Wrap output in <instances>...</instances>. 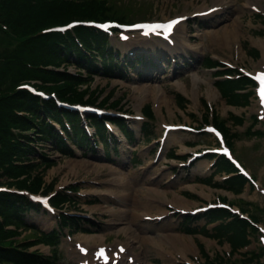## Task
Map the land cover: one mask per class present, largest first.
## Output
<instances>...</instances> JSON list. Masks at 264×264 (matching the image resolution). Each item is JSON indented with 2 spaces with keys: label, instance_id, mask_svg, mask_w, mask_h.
I'll use <instances>...</instances> for the list:
<instances>
[{
  "label": "rangeland",
  "instance_id": "1",
  "mask_svg": "<svg viewBox=\"0 0 264 264\" xmlns=\"http://www.w3.org/2000/svg\"><path fill=\"white\" fill-rule=\"evenodd\" d=\"M62 1L66 4L65 10L59 13L63 18L71 15L67 12V5H80L84 10L90 11L107 9L113 15L123 18L128 16L126 18L128 21L164 19L186 11L191 14L195 12V6L204 7L215 2V0ZM27 3L26 0H0V133L4 146L10 153L13 152V140L18 141L20 138H35L33 141H36L39 149L35 154L26 156V160L30 163L17 166L19 170L16 178H6L4 181L31 185L34 190L49 194L55 210L51 211L41 202H36L34 209L21 208L17 214L18 219L26 224L16 226L10 224L8 220H1L0 226L5 229L6 235H9L7 239L11 242H22L25 246L29 245L31 250L48 255L56 249L58 264H85L86 261H92V253L99 244H108L115 251L118 243L130 246V249L124 253V260L118 264L128 263V255H134L136 261L141 264H187L188 262L264 264V236L258 226H264V204H262L264 196L259 195L261 199L251 203L240 201V191L244 186L237 183L235 178L231 184L229 180H222L225 172L219 168L209 180L199 181L198 176L195 175L202 174L204 166L209 169L208 159L205 165L173 174V178L166 182L169 176L167 172L172 167L178 166L181 161L169 155L166 158L164 152L154 159V149L162 131L164 118L168 122H183L199 127L198 131L190 134L174 133L172 143L175 144L176 151L189 154L216 145L214 138L203 134L204 124L211 123L209 120H216L230 132V127L240 132V126L239 128L232 126L234 122L240 124V116L235 114L240 115V101L250 105L253 115L257 114L256 96L252 95L249 98L248 95L240 92V87H245L247 83L242 78L244 76H241V80L235 81L239 86L238 94L227 101L228 97L223 98L215 87L213 70L207 69L201 62L206 53H217L225 59H230L237 66H246L252 70L263 68L264 50L260 41L264 40V30L258 29L264 24V13H256L250 5L240 4L239 0L237 4L227 6L221 13L203 21L193 22L189 18L179 29L180 46L178 43L177 46L169 45L157 38L147 40L137 34L132 35L133 33L127 40L114 36L111 38V49L121 58H124L126 53L132 56L127 58L123 68L118 69L123 75L120 77L121 74L109 73L108 76L101 74L93 76L84 65L85 62L77 61L73 56L62 59L41 50L39 57L32 55L33 59H31L32 56L29 58L27 53H22L26 50L20 49L21 46L18 45L21 35L16 23L17 19L28 15ZM11 7L16 9V12L8 18ZM197 18L194 16L193 20ZM237 18L238 24L235 22ZM229 23L232 28L237 29L236 34L231 36L230 45L220 47L213 45L209 40L210 33L222 35L226 29L232 30L228 26ZM211 26L216 27L213 29ZM192 30L198 32L191 33ZM246 39L254 40L260 47H258L260 51L254 53L253 57L240 42ZM139 44H142V48L136 49ZM253 46L257 47L254 43ZM179 51H182V55L175 56L174 54ZM28 59L42 64L46 73L54 75V78L49 77L51 80L46 85L57 91H61L62 88L68 95L77 97L83 96L89 89V95L93 99L110 98L116 101L117 105L121 106L115 108L118 112L126 108L133 115L145 112L149 117L147 121L151 123L150 131L144 133V130H139L140 123L137 125L133 123L136 129L135 137L130 140L139 152L140 161L129 163L130 158L133 157L129 148L131 144L121 136L118 142L114 135L116 139L113 142L117 147L111 151L110 144L109 149L107 148L108 154L105 155L102 150L92 153L91 150L82 148L77 142L70 140L69 146L74 148L75 153L69 154L52 143L51 137H44L46 139L44 144L37 141L36 134L39 133L37 127L6 121L16 109L17 101L14 100L16 88L24 84L37 86L41 84L27 78L25 69H31L27 65ZM91 62L97 65L93 60ZM206 64H211L209 57L206 59ZM77 91L81 93L76 94ZM41 110L49 111L46 106H42ZM17 115L18 120L24 118ZM23 115L29 116L36 125L41 123L39 117L27 112ZM253 115L250 120H257ZM25 134L31 135L28 137ZM149 134L150 137H156L149 139ZM186 140L192 142L188 141V147L185 144V146L181 145ZM260 146H264L263 141L258 144V147ZM98 147L105 148L101 145ZM245 148L248 153L254 151L251 147ZM231 149L238 159L244 163L247 161L256 169L257 162L253 161L251 156L243 154L242 157L240 154L238 141L231 143ZM41 156L43 160L39 159L42 158ZM10 157L13 158L12 155ZM18 161L25 160L21 156ZM129 164L130 168H127L126 165ZM211 171L209 169L206 174ZM130 173L146 175L145 183L131 194L133 198L131 200V196L124 195L123 190L117 185L118 182H125ZM148 186L154 188L150 190L152 193L148 190ZM125 197L128 198L124 200ZM253 197L257 198L256 195ZM220 201L228 202L233 208L241 207L249 211L257 225H248L250 222L247 223L231 210L218 220L213 219V216L204 217V214H196L193 219L188 217L186 219L184 218L186 215L178 214L180 217H177L175 215L177 211L171 213V209L177 210L180 207L191 209L200 204ZM66 211L89 213L90 223L84 225L92 230L102 229L99 236L87 232L81 233L76 231L75 227L67 226L64 234L59 236L56 246L52 247L46 235L55 229L57 224L62 223L57 219ZM166 212L168 214L164 215V220L169 221L168 226L161 224L164 220L157 222L143 219L146 213L153 215ZM208 231H212L215 236H210ZM157 233H162L165 238L159 237ZM180 243L182 246L179 248ZM80 244L87 245L90 252L83 254ZM1 264H23V262L7 260Z\"/></svg>",
  "mask_w": 264,
  "mask_h": 264
},
{
  "label": "trees",
  "instance_id": "2",
  "mask_svg": "<svg viewBox=\"0 0 264 264\" xmlns=\"http://www.w3.org/2000/svg\"><path fill=\"white\" fill-rule=\"evenodd\" d=\"M8 1V0H4ZM28 3V15L24 18L17 19L16 25L19 26L21 40L18 43L20 49H24L22 53H27L29 58L33 55L39 57L41 50L45 52H51L53 56H67L70 51L79 50L78 43L74 40L70 31L63 33L56 29L46 30L53 27L58 23H64L68 19L75 17H99L106 13V10L91 12L90 10H84L80 5H67V12L71 15L63 18L59 14L62 10H65L66 4L62 0H26ZM16 9L11 7L7 17L13 15ZM99 14V15H97ZM22 24H25L23 26ZM80 34H88L95 31L90 27H80L78 29ZM69 33V34H68ZM72 38V39H71ZM33 56L31 59H33ZM27 64H30L31 69H25L27 77L30 78H48L50 73H44V70L39 69L40 65L32 62L28 59ZM36 70V71H34ZM46 80V79H45ZM3 96V95H1ZM34 96V97H33ZM14 100H16V109H26L33 114L40 115L38 104L41 103V99L38 96L33 95L31 91L27 89H18L15 91ZM37 101V102H36ZM40 107V106H39ZM18 113L15 111L12 115L7 117L6 121L11 123H25L30 124L27 119L21 118L18 120ZM20 117L22 115H19ZM43 137L49 138V134L52 132L47 126L44 127ZM30 137L29 135H27ZM13 140V139H12ZM33 138L28 140L20 139L19 141L13 140V149L10 151L5 148L2 134L0 133V178L8 173L12 174L18 171L17 163L14 158L26 157L29 154H35L37 152L35 146L32 143ZM5 148V149H3ZM12 155L13 158L10 156ZM6 161L9 162V167L6 165ZM1 182V180H0ZM32 206L31 202H28L24 195L17 192L0 191V213L5 219L13 223H19L18 212L24 208ZM5 229L0 226V261L5 260L7 257L12 260L19 258L21 261L27 260L33 262L34 260H44L40 254L28 251L24 248H19L10 243L6 239ZM31 252V253H30ZM28 256V257H27Z\"/></svg>",
  "mask_w": 264,
  "mask_h": 264
},
{
  "label": "snow or ice",
  "instance_id": "3",
  "mask_svg": "<svg viewBox=\"0 0 264 264\" xmlns=\"http://www.w3.org/2000/svg\"><path fill=\"white\" fill-rule=\"evenodd\" d=\"M177 23V21H172L168 24H157V25H152L149 26L150 28H152L153 30L156 28H164L166 29L168 32H171L173 25ZM68 27H72V25H68ZM102 27H106V26H102ZM134 27H138V26H134ZM126 38V37H125ZM257 79L261 81V88L259 90V95H260V100H261V104H264V73L260 74L257 76ZM82 251H86L84 249H81ZM120 251H124L123 248L120 249ZM98 256L103 257L106 261L108 259V257L105 255V250L101 249L100 252L97 254Z\"/></svg>",
  "mask_w": 264,
  "mask_h": 264
},
{
  "label": "bare ground",
  "instance_id": "4",
  "mask_svg": "<svg viewBox=\"0 0 264 264\" xmlns=\"http://www.w3.org/2000/svg\"><path fill=\"white\" fill-rule=\"evenodd\" d=\"M197 5V4H196ZM206 5V4H205ZM239 20H238V18L235 20V22L237 23ZM182 24H183V21H181V22H179L178 23V25H176V27H175V29H174V31L176 30V28H178V26H182ZM238 24V23H237ZM237 30V29H236ZM233 35V34H232ZM233 40V39H232ZM161 97V96H160ZM166 98V97H165ZM161 99V98H160ZM166 100V99H165ZM158 102H159V100H158ZM150 191V190H149ZM151 192V191H150ZM152 193V192H151ZM154 194V193H153ZM146 238H148V237H146ZM151 242H153V241H151ZM184 246H185V244H183ZM182 246V243H180V245H179V248ZM185 248V247H184Z\"/></svg>",
  "mask_w": 264,
  "mask_h": 264
}]
</instances>
